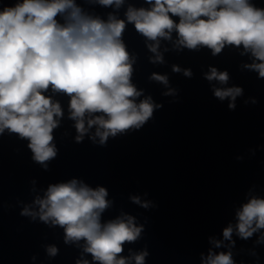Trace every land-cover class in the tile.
I'll list each match as a JSON object with an SVG mask.
<instances>
[{
	"label": "clouds",
	"instance_id": "9594fccd",
	"mask_svg": "<svg viewBox=\"0 0 264 264\" xmlns=\"http://www.w3.org/2000/svg\"><path fill=\"white\" fill-rule=\"evenodd\" d=\"M104 6L123 0H98ZM150 8L129 7L127 22L148 40L157 53L159 39L178 35L177 45L188 49L206 46L212 54H219L225 45H243L245 51L261 63L251 67L264 77V9L256 8L249 0H146ZM2 3V0H0ZM70 10V11H68ZM68 12V23L60 25L55 17ZM179 17L175 22L172 17ZM125 20L109 16L108 22L81 14L73 0H22L0 10V133L5 129L27 138L33 159L44 163L56 156L52 131L58 126L54 117L62 116L58 102L45 96L51 86L54 92H64L70 98L72 119L76 120L79 142L87 132L85 114L103 113L87 121L98 125L96 135L104 143L129 128H139L153 113L150 99L137 104L141 95L130 82L132 62L121 39ZM162 62L157 54L154 62ZM173 71L181 69L173 66ZM191 76L190 70H184ZM153 79L167 83L165 76L153 74ZM208 80L226 83L227 72L210 70ZM240 88L216 89L220 99L241 94ZM234 108V104L229 105ZM105 116L107 118H105ZM104 131H100V129ZM104 188L97 190L77 187L75 180L68 184L50 186L40 205V219L52 221L64 228L65 243L86 242L84 251L99 264H127L119 256L125 242L135 241L141 228L132 218L102 225L101 212L108 206ZM139 203L138 198H133ZM145 207L147 205H144ZM22 214H29L25 209ZM238 234L248 238L264 229V199H251L238 213ZM232 227L224 229L225 239H231ZM219 246V242H217ZM50 255L57 249L50 247ZM146 252L134 257L136 264H144ZM77 264H89L88 260ZM207 264H233L231 253L209 257Z\"/></svg>",
	"mask_w": 264,
	"mask_h": 264
}]
</instances>
